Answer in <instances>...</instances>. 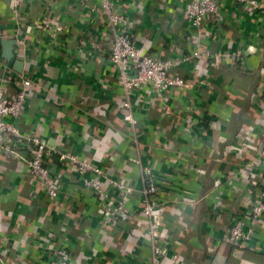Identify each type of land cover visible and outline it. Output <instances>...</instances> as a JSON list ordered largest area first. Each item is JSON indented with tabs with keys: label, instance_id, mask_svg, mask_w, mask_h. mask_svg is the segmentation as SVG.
<instances>
[{
	"label": "crops",
	"instance_id": "crops-1",
	"mask_svg": "<svg viewBox=\"0 0 264 264\" xmlns=\"http://www.w3.org/2000/svg\"><path fill=\"white\" fill-rule=\"evenodd\" d=\"M113 1L135 17L131 33L150 54L164 59L206 52L203 58L178 68L191 86L167 97L170 109L179 117L175 123L160 106L146 102H153L150 93L137 94L146 99L140 113L135 114L144 124L141 140L153 148L151 166L167 185L160 196L167 201L162 235L170 250L178 252L184 264H264V229L254 230L255 239L247 250H237L224 241L228 225L247 210L250 191L245 187L252 186L262 170L254 163L240 174L238 167L255 162L257 149L264 141V14L241 11L229 3L223 26L193 39L182 21L184 7L177 0ZM259 2L264 4V0ZM34 4L33 14L40 17L43 5ZM60 4L70 8L68 19L62 14L57 16L69 25L65 37L53 40L37 35L20 56H15L37 84L16 123L22 131L37 132L50 145L65 144L84 155L96 152L93 141L98 139H107L111 148L117 142L121 150L113 154L114 160L105 158L109 164L114 163V168L108 170L113 177L124 178L139 188L140 169L125 161L131 151L120 133L127 130L118 111L120 89L105 57L108 48L101 44L98 50L95 47L106 26L96 24L93 17L80 21L71 0H60ZM9 18L8 3L0 0V35H4L0 41L13 38L14 23ZM8 67L12 70V62L5 63L1 58L0 45V78L8 75ZM158 141L169 143L170 148L164 149ZM236 143L242 145L240 152L226 154L223 162L210 157L213 149L222 154ZM118 154L123 155L121 161L117 160ZM55 172L62 178L61 198L68 207H61L63 212L52 209L45 214L43 192L30 182L20 159L0 150V235L8 237L10 244L13 240L27 241L16 258L15 253L9 254L8 263L41 264L36 245L50 233L64 237L81 264L93 251L110 264L115 250L109 245L112 241L118 247L122 244L126 234L120 229L124 223L105 228L89 194L79 189L77 178ZM170 192L176 201H170ZM190 198L198 202L187 207L185 202ZM128 208L137 210L136 195ZM77 215L83 222H76L80 220ZM135 219L132 228L137 225ZM92 235L98 236L97 240ZM141 255L150 256L147 245L142 244Z\"/></svg>",
	"mask_w": 264,
	"mask_h": 264
},
{
	"label": "built area",
	"instance_id": "built-area-1",
	"mask_svg": "<svg viewBox=\"0 0 264 264\" xmlns=\"http://www.w3.org/2000/svg\"><path fill=\"white\" fill-rule=\"evenodd\" d=\"M177 1L184 7L182 21L186 23L193 39H199L198 36L208 29L221 28L226 21L225 6L229 3L241 11L264 14V4L259 0ZM6 2L10 11L8 21L14 23L11 39L15 40L16 57L17 54L21 55L22 49L25 50L27 44L37 35L47 36L53 40L58 36L65 37L69 25L63 24L57 16L62 14L67 18L70 8L63 7L60 0H6ZM34 3L43 5L44 9L40 17H35L33 14ZM71 5L81 17L80 21L95 18L96 24L106 26L101 40L94 45L96 50L100 48V44L107 45L108 48L105 57L115 73V83L120 89L118 111L127 130V133H123L122 130L119 132L122 141L128 143L131 151L130 155L125 156V161L140 169L138 182L140 187L128 183L124 178L113 177L109 172L108 168H114V163L109 164L105 160L111 159L110 155L113 154L103 152L100 154L98 151L100 146L109 143L107 139L103 142L100 139L93 141V149L96 152L84 155L83 152L76 153L70 150L64 146L65 144L59 147L50 145L37 132L22 131L16 120L24 114L27 100L37 89V84L26 71L22 70L18 73L10 67L6 69L8 75L0 78V150L20 159L30 182L35 183L38 190L43 192L46 203L45 214L51 213L52 209L63 212L61 207H68L65 205V198H61L64 190L62 178L55 172L58 171L77 178L79 189L89 194L97 208L101 225L113 229L117 228L119 223H124L120 229L126 234L122 244L118 247L112 241L109 245L115 250V256L110 264H162L163 261H167L168 264H184L181 255L170 250L168 240L162 235V230L165 229L163 211L167 201L164 202L160 194L167 185L163 182L160 173L151 166L153 148L141 140L145 133L144 124L139 122L135 114L140 113L139 109L146 99L144 95L137 94L142 91L150 93L153 102L148 100L146 102L152 106H160L163 113L175 123L179 117L170 109L167 97L171 93L183 92L191 86L190 82L178 73V68L183 63L203 58L206 52L195 51L190 56L164 59L156 57L133 37L131 29L136 23L135 17L128 15L113 0H71ZM0 36L4 37V35ZM192 123L188 120L189 125ZM158 142L164 149L170 148L169 143L166 145L164 142ZM246 146L252 148L251 144ZM241 148L242 145L236 143L226 147L222 154L217 149L216 151L213 149L210 157L215 162H223L226 154L238 153ZM122 156L118 154L117 160L121 161ZM254 160L255 162H246L238 167L240 174H243L248 167L254 166V163L260 164L262 170L256 177V182L252 186L245 187L250 191L247 210L234 217L224 236L226 243L241 251L250 248L251 242L255 239L256 228L264 229V141L257 149ZM171 193L173 192L168 195L170 201H176L177 198L171 197ZM133 195L138 197V208L135 211L128 208ZM197 202L190 198L186 200L185 206L191 207ZM76 217L80 218V215ZM136 217L137 225L132 228L130 225ZM76 222H83V219L80 218ZM76 226L74 224V228ZM141 226L143 229L139 231ZM44 237L45 241L36 245L41 264L74 263L71 249L67 247L64 237H55L50 233ZM91 238L97 240L98 236L92 235ZM101 238L106 239L105 236ZM0 239L3 241V246L0 247V264H9L7 258L14 253L16 258L17 253L23 251L27 242L23 239L24 242L13 240L10 244V239L4 235H0ZM138 243L141 247L137 245ZM142 244L150 249L148 258H142ZM87 259L85 264H106L95 251L89 254Z\"/></svg>",
	"mask_w": 264,
	"mask_h": 264
},
{
	"label": "water",
	"instance_id": "water-1",
	"mask_svg": "<svg viewBox=\"0 0 264 264\" xmlns=\"http://www.w3.org/2000/svg\"><path fill=\"white\" fill-rule=\"evenodd\" d=\"M1 45V58L7 63L12 62V68L15 72L21 73L23 70V61L19 58H15L14 55V39H2Z\"/></svg>",
	"mask_w": 264,
	"mask_h": 264
},
{
	"label": "trees",
	"instance_id": "trees-1",
	"mask_svg": "<svg viewBox=\"0 0 264 264\" xmlns=\"http://www.w3.org/2000/svg\"><path fill=\"white\" fill-rule=\"evenodd\" d=\"M120 150H121V147H120V145L117 142L114 143L113 148H111L109 146V144H105V145L100 146L99 149H98L99 153L103 152V153H110V154H114V153H116L117 151H120ZM110 156H111V159L114 160V156L113 155H110ZM71 253H72V256L74 258V260H73L74 263L73 264H81L80 261H79L77 252L72 250Z\"/></svg>",
	"mask_w": 264,
	"mask_h": 264
}]
</instances>
